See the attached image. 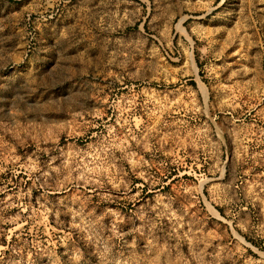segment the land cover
Masks as SVG:
<instances>
[{
    "label": "rangeland",
    "instance_id": "rangeland-1",
    "mask_svg": "<svg viewBox=\"0 0 264 264\" xmlns=\"http://www.w3.org/2000/svg\"><path fill=\"white\" fill-rule=\"evenodd\" d=\"M0 264H264V0H0Z\"/></svg>",
    "mask_w": 264,
    "mask_h": 264
}]
</instances>
